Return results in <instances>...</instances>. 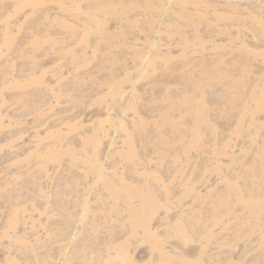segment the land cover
<instances>
[{
  "label": "rangeland",
  "instance_id": "obj_1",
  "mask_svg": "<svg viewBox=\"0 0 264 264\" xmlns=\"http://www.w3.org/2000/svg\"><path fill=\"white\" fill-rule=\"evenodd\" d=\"M127 2L0 0V264H264V0Z\"/></svg>",
  "mask_w": 264,
  "mask_h": 264
},
{
  "label": "bare ground",
  "instance_id": "obj_2",
  "mask_svg": "<svg viewBox=\"0 0 264 264\" xmlns=\"http://www.w3.org/2000/svg\"><path fill=\"white\" fill-rule=\"evenodd\" d=\"M26 1L27 2H32V3H37L38 0H24V2H26ZM166 1L167 0H141V3L138 4L137 0H128V2L125 4V10H126V12L131 13L132 11H135L138 7H140L141 10L144 12V14L149 17V19H148L149 22L150 23H154L155 20L153 18H151L152 15H153L152 13L157 12V11H163L164 10V4L166 3ZM119 3H121V2H119ZM189 4H191L190 0H173V7L178 8L180 10V12H182V15H184L186 17V20H189V13H190L189 10H188ZM114 7H115V5L114 6L113 5H109V6H106V7H103V8L104 9L108 8V9L115 10ZM186 41H189V40L186 38ZM258 55H260L264 59V53H259ZM262 180L264 181V173H263L261 179L259 180V182L262 183ZM123 188L127 189L128 187L124 184ZM125 198H127V200H129V201H127L128 204L129 203L132 204V201H130L131 194H126ZM149 200H151L149 197L144 199V201H142L141 208H138V207L136 208L134 205L129 204V206L131 208V212H130L131 213V217L130 218L132 219V223H133L134 228H136V227L139 228L140 227V221H143L144 230L147 233L146 236L153 237V236H155L154 235L155 233L150 229V220L152 218L151 214L155 210L154 207H156V204L155 205H153V204L156 203V202L155 201H149ZM253 203L254 202H252V201H246L245 209L250 211V213L253 212L252 211ZM151 206H153V207L151 208ZM253 209L255 210V208H253ZM142 210H143V212H145L144 215H141ZM138 219H140V221H138ZM177 225L183 226V224H181V223H178ZM178 228H181V227H178ZM126 243H128V242H126ZM126 243L121 245V246H123L124 250H126V248H127V244ZM158 248L161 251L159 264H170L173 261V257L170 254L163 252V246L161 244L158 245ZM179 264H189V263L179 262Z\"/></svg>",
  "mask_w": 264,
  "mask_h": 264
}]
</instances>
